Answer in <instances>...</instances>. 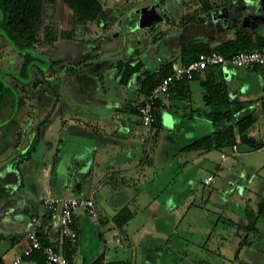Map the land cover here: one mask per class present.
<instances>
[{"label":"rangeland","instance_id":"obj_1","mask_svg":"<svg viewBox=\"0 0 264 264\" xmlns=\"http://www.w3.org/2000/svg\"><path fill=\"white\" fill-rule=\"evenodd\" d=\"M100 1L104 16L94 20L81 19L79 12L69 7L64 0L45 1L41 25L33 48L18 44L10 46L0 36V80L11 86L13 94L17 91L21 99L19 110L15 112L18 105L14 107L13 116H10L13 105L10 93L6 94L4 103L0 105V125L5 123L3 128L0 127V172L4 176L9 175V170L12 169H9L10 163L27 148L37 123L48 114V140L69 136L70 130L66 126L70 122L82 120L86 125L91 123L90 120L93 118L86 112L90 108L88 104H81L82 111L78 108V112L70 110L74 104L80 105L73 94L99 93L101 98L99 104H109V100L117 99L119 103L116 104L114 117L128 125L132 124L137 132L136 140L144 146L140 159L143 177L135 182L138 190L137 206L147 208L156 201L161 208L165 209V206L175 208L176 212L180 213L179 218L185 216L183 220L185 232L182 233L184 243L182 242L181 248L173 241L174 236H178L176 230L171 232L173 228H169L167 233L163 234L168 241L163 243L158 241L159 238L157 240L154 238L151 242L144 241L142 246L138 244L131 248L132 255L136 253L139 256L138 263L142 262L141 264L149 262L183 264L187 259L190 261L186 262L187 264H193L191 263L193 260H196L197 264H202V259L209 263L215 252L211 254L207 248H203L205 242H197L193 234L195 230L193 220L194 218L201 220L199 223L204 227L206 236H210L214 240L212 243L217 244L214 231L211 233L212 222L217 220L218 214L230 212L226 207L215 208L214 203H228L236 208L233 209L235 215L232 218L238 225L231 228L228 223L226 230H237V238L241 239L239 244H245L242 237L246 229L244 220L246 212L258 214L264 201V147L256 149L249 144L239 143V151L233 155L230 146L207 149L200 154L194 152L175 154L174 146L178 140L181 142V138L169 140L168 133L183 125L184 120H190L192 112L199 108L198 104L196 109L190 105L188 98H180L188 106L184 110L179 108L181 110L179 114L169 113L164 107H160L159 124L151 127L141 122L137 108L145 97L141 91L142 80L148 75H157L167 62L180 61L183 46L192 41H199L208 42L210 47H215L235 36V28L242 27V20L246 18V14L241 15L242 1L207 0L211 6L209 9H205L204 0ZM250 10L260 13L259 16L263 19L264 6L261 8L256 5L250 7ZM2 29L0 27L1 32ZM260 31L264 34L263 27ZM27 51L34 57L30 63L35 64V67H28L26 74L23 75L20 71L25 57L18 53ZM138 63L140 70L127 82L123 81L122 76L127 64ZM37 67L46 71L45 74L51 82L44 81ZM203 78L204 75L198 74L191 79V100H204L205 88L201 84ZM57 92L62 94L65 92L66 95L61 94L62 96L58 98ZM171 98L168 101H171ZM261 127L260 136L264 132V126ZM207 133L208 131L198 128V131L195 134L191 132L187 139L193 141L200 137L198 135L203 136ZM182 139L185 140L184 137ZM56 145L57 148L60 147L59 141ZM221 150L229 155L226 160L220 158ZM55 151L49 153L50 157L56 154ZM39 156L37 154L35 162L30 164L32 171L26 169L27 197L39 191L42 200L57 193L65 195L84 193V186L81 190L77 188L79 192H73L77 180L65 172L64 168L68 155L61 156L55 163L58 167L50 166L49 170L48 167L44 169L36 165ZM228 164L235 165L230 170L225 167ZM245 167H248L247 173L244 172ZM209 172L216 174V178L211 184H205L204 178ZM51 173L53 176H50ZM232 174L236 176L231 177ZM66 180L70 184L62 192L60 185ZM86 181L87 179L84 184ZM3 182L4 186L16 184V172ZM226 187L228 188L224 190ZM17 201L18 199L10 198L4 202L10 205ZM99 204L102 205L100 202ZM127 207L132 211L130 206ZM96 208L99 219L100 215H105V210L101 211L100 206ZM4 212L8 214L11 209ZM21 213L22 218L25 214L28 215L27 210H22ZM88 215L86 213L85 216ZM2 218L1 214L0 220ZM259 218L262 231L255 235V248H250L247 254L244 253L242 256L241 253L235 256L237 249L228 251L227 256L219 257L215 254L220 259L215 261V264H262L264 215H260ZM82 219L86 221L87 218L81 217L78 224L81 232L80 246H83L81 239L86 228L93 237L97 236L100 229L99 225L90 221L91 219H87V224ZM112 232L106 231V237L109 246L113 248L115 239ZM234 234L235 232L232 235ZM252 235L251 233L248 239L253 238ZM10 238L15 241L17 236ZM166 245L178 249L175 256H171ZM155 253H158V256ZM122 264L128 263L124 261Z\"/></svg>","mask_w":264,"mask_h":264},{"label":"crops","instance_id":"obj_2","mask_svg":"<svg viewBox=\"0 0 264 264\" xmlns=\"http://www.w3.org/2000/svg\"><path fill=\"white\" fill-rule=\"evenodd\" d=\"M238 1H242L241 15L246 14V18L242 20V27H236L235 30L239 29L241 31H247L250 33H261V28H264V15L262 19L259 16L260 13L251 12L250 7L252 8L257 5L262 8L264 6V0ZM45 72L41 75L44 78V81L49 83L51 82V79L46 76ZM198 74L201 76L204 75L203 71ZM215 76L225 79L229 93V99L240 102L245 107L246 112H250L256 117V121L250 128V136L258 140L261 137V126H264V71L259 68L249 69L237 67L232 64H225L216 67ZM189 87L191 90V81ZM57 93L58 98L62 95H66L65 92L64 94H62V92ZM11 96L13 99V105L11 107L10 116H13L20 107H17V109L15 108V112L12 115L16 105L15 100L18 99L19 94L16 91L14 94H11ZM73 97L76 98V102H79L80 105L75 102L76 104L71 106L70 110L78 112L79 109L82 111V107H80L82 106L81 104H88V107L90 108L86 112H88L89 116L93 118L90 120L91 123L86 125L85 121L82 120H79L78 122H70V124L66 126V128L68 127L70 130L69 136H64L62 139L54 138L51 140H48L49 119L44 124H42L40 138L35 149L32 151L28 159L19 163V169L23 175V185L17 189V191H13L15 184L12 183L6 186L3 184L4 180L12 177L13 173L15 174V169L13 166L15 159L10 163L9 169H12L9 170V175L4 176L3 173L0 172V184L9 191H12L9 195L4 193L0 194V215L2 214L3 217L0 220V264L11 263L14 257L22 250V248L28 244L27 232L30 228V217L35 213H39L42 209L43 200L40 198V191L39 193H34V195L31 197H27L26 191L28 184L26 169L28 168V171H32V166L30 164L35 162L37 154L40 156L36 165L39 166V168L44 169H47L48 167V170L50 166L58 167L55 164L58 159L61 156L68 155V159L66 160L67 163L64 168H66L65 172L70 173L72 177L77 180L76 184L73 186V192H79V190H81V188L84 186V193L79 195L91 196L94 199L96 206H100L101 211L102 209L105 210V215H103L104 217L100 215L99 219L97 217L96 220H94V218H90L91 216L89 215L86 217L85 215L88 212L85 209H78L75 211L74 215L75 225L78 231V242L71 250L68 248L66 240L60 233L58 217L54 216L45 221L42 228L44 238L48 242H51L57 247L61 248L63 251L67 253L69 252L72 264H91L100 256L105 258L106 264H122L124 261H126L128 264L129 262L133 264H141L142 262L138 263L139 256H137L136 253L134 256L132 255L131 248L136 247L138 244L142 246L144 241L151 242V240L154 238L155 240L159 238L158 241L165 243L168 240L163 234L167 233L169 228H173L171 229V232L176 230V235L178 236H174L175 239H173V241L177 243L179 248H181L183 246L182 233L185 232V222H183L185 216L182 219L179 218L180 213L176 212L175 208L168 206L167 208L165 206V209L161 208L159 203L156 201H153L151 205L147 206L149 209H147L145 206H137L136 204V194H138V190L135 182L137 179L143 177V172L140 170L142 169V167H140V159L142 157L144 146H142L141 142L136 140L137 137L135 134H137V132L135 131L136 129L132 124L128 125L124 122L118 121L114 117L115 108H117L116 104L119 103V101H117V99L109 100L110 106L109 104H99L101 99L99 93L89 94L78 92L73 94ZM188 99L190 101V105H192L193 108H199L192 112L190 120H184L183 125L176 127V129H173L168 133L169 140H178V137L181 138L182 144L181 142L179 143L180 140H178L174 146V152H176L175 154L186 152L200 154L201 151H204V149L185 150L181 149V146L184 148V146L192 142L191 140L187 139V136L191 134V132L195 134L198 131V128L204 131L206 130L208 133L213 130L212 123L207 116V111L209 108L205 101L191 100L190 95ZM19 100L21 102L20 97ZM167 103L169 104H165L164 109L169 113L179 114L181 113L179 108L184 110V108L188 106V104L180 100V98L176 96L175 93H172L171 101H168ZM110 107L114 108L112 109ZM123 119L125 120L126 118L123 117ZM4 124L0 125V127L3 128ZM183 137L185 140L182 139ZM57 141H59L60 144V147L58 148L56 145ZM28 146L29 144L27 147ZM52 150H56V154L50 157L49 153ZM223 152L225 151L221 150L220 158L222 160H226L229 155L227 158L223 159L221 157ZM185 160L186 159H184V161ZM234 165L228 164L225 167L231 170L233 169ZM247 171H249L248 167H245L244 172L247 173ZM31 175H33L32 172ZM50 176H53V174L51 173ZM234 176L236 175L232 174L231 177ZM85 179H87V181L84 184ZM13 180L14 178H12L11 181ZM69 184L70 183L66 180L65 183L60 185V191L63 192L65 187H67ZM78 187L80 188L79 190L77 189ZM227 188L228 187L224 188V190ZM56 195L65 194L57 193ZM10 198L18 199V201L10 205L5 204L4 201ZM99 202L102 203V205H100ZM127 206H130L132 211L129 210ZM123 207H127V209L131 212V215L120 225L114 219V216ZM214 207L217 209L226 207L230 212L227 214L225 213L224 215L217 213V220L212 222L213 228L211 233L214 231L217 244H213L212 241L214 240L210 238V236H206L204 231L205 229H203L204 227H201L199 223L201 220L197 218H194L193 220L195 221V230H193V234L195 235L197 242H205L207 245H203V248H207L211 254L215 252L214 256H212L214 258L211 259L209 263H206L204 259H202V264H215V261L220 260L215 256V254H218L219 257L227 256L228 251L231 252L234 249H237L235 256L239 255L240 253L241 256L244 255V253L247 254L250 248H255V235H259V233L262 231V225H260L261 220L259 216L264 215V212L255 215L253 212L247 211L246 218H244L246 221V229L244 230L245 234L242 237L245 239V244L240 245L239 242L241 239L238 240L237 238V230H226L228 229L226 228L228 223H230L229 226L231 228L233 226L237 227L238 225L237 223L235 224L234 219L232 218L233 215H235L233 209L236 210V208L228 205V203H214ZM6 209H11V212L6 214L4 212ZM17 209H20L21 211L16 212ZM22 210H27L28 214L27 216L26 214L25 216L23 215V218L20 216ZM207 214H209V211ZM81 217L91 219L90 221H93V224L95 223L100 227L97 236L94 237L92 236L90 230L86 228L85 234L81 239L83 246H80L81 232L79 230L80 226L78 225ZM87 219L86 221L85 219L82 220H84L86 223L88 221ZM199 226L200 228H197ZM164 228L166 229L164 230ZM106 231H113L112 235L115 239V246L113 248L109 246V240L106 237ZM234 232L235 234L233 236L232 234ZM251 233L253 234L252 236L254 240H251L253 239L252 237L248 239ZM15 236H17L15 241L14 239L10 238H14ZM187 240L189 242V239ZM166 247L170 250L171 256L176 255L178 249L167 245ZM155 255L158 256V253H155ZM43 257L44 256L41 252L36 255L32 254L30 256H25L19 264H41ZM187 260V263L190 262ZM181 261L183 262V259ZM152 263L153 262H149V264ZM191 263L197 264V261L193 260ZM262 264H264V261Z\"/></svg>","mask_w":264,"mask_h":264},{"label":"trees","instance_id":"obj_3","mask_svg":"<svg viewBox=\"0 0 264 264\" xmlns=\"http://www.w3.org/2000/svg\"><path fill=\"white\" fill-rule=\"evenodd\" d=\"M45 1L53 0H0V36L10 45L15 44L26 46L28 48L35 47L37 32L41 25L43 4ZM70 7L77 10L83 20H94L102 18V4L100 0H64ZM205 9L211 6L207 0L203 1ZM217 49L224 54H230L237 50H251L264 48V34L250 33L247 31L235 30V36L228 38L224 42L215 47H210L208 42L192 41L181 49V62L187 63L195 59L200 52L210 49ZM25 57L20 74H26L28 67H35V64L30 63L34 57L27 51L18 53ZM175 60L167 62L158 72L157 75H148L141 82V91L146 96L151 89L159 82V80L171 71V63ZM52 64V62H51ZM225 64L208 65L204 70V78L201 84L205 88L204 101L208 106L207 116L210 119L213 130L206 135L200 136L193 140L188 145L184 146L185 150H199L211 148H224L232 146L234 143H246L253 148L260 147L259 141L250 136V128L256 121V117L252 113L246 112L245 107L240 103L229 99V93L225 79L216 77V67ZM41 74L44 71L37 67ZM140 70V64H127L122 80L128 81L130 77ZM198 73H194L191 78H183L172 87V93H175L179 98H188L190 95V81ZM4 80H0V105L4 102L7 93H11V86L5 85ZM26 84V83H23ZM21 104L19 97L16 101L17 107ZM155 110V121L153 125L159 124V108L160 103L157 101ZM16 107V109H17ZM49 118V114L37 123L35 133L29 146L14 160L13 166L17 174V182L13 191H16L23 185V175L19 169V163L28 159L35 149L40 138V130ZM12 191L2 187L0 184V193L9 195ZM264 212V201L261 204L259 213ZM131 215L127 207L120 209L114 216V219L120 225L126 221ZM51 218L50 215L45 216V221ZM41 240L44 243L48 242L41 232ZM68 245V244H67ZM39 252L33 253V255ZM66 254L70 257L69 252ZM102 257H98L91 264H101ZM42 260V259H41ZM44 260V257H43ZM43 264V261L41 262Z\"/></svg>","mask_w":264,"mask_h":264},{"label":"built area","instance_id":"obj_4","mask_svg":"<svg viewBox=\"0 0 264 264\" xmlns=\"http://www.w3.org/2000/svg\"><path fill=\"white\" fill-rule=\"evenodd\" d=\"M232 64L241 68H259L264 71V48L251 50H237L230 54H224L217 49L203 51L198 56L187 63L173 61L171 71L164 75L159 82L144 97L138 106V113L141 122L151 127L155 121V102L160 106L172 97V87L183 78H191L195 72H202L208 65ZM260 147H264V133L258 139ZM232 155L238 153V144L232 146ZM258 148V149H259ZM228 154L223 152L221 157L227 158ZM215 174L209 173L204 178L205 184L214 181ZM79 208L85 209L90 216L97 219L96 203L88 195H55L42 201V209L30 217V228L27 232L28 244L14 257L11 263L19 264L25 256H30L35 252H41L44 256L43 264H72L70 257L61 248L53 243H44L41 240V232L45 223V216L58 217L60 233L66 240L68 248L71 250L78 242V231L75 225V211ZM101 264H106L105 258L101 259Z\"/></svg>","mask_w":264,"mask_h":264},{"label":"flooded vegetation","instance_id":"obj_5","mask_svg":"<svg viewBox=\"0 0 264 264\" xmlns=\"http://www.w3.org/2000/svg\"><path fill=\"white\" fill-rule=\"evenodd\" d=\"M68 4V3H67ZM69 6V5H68ZM70 7V6H69ZM72 8V7H71ZM73 9V8H72ZM75 10V9H74ZM102 10V12L104 13V11H103V8L101 9Z\"/></svg>","mask_w":264,"mask_h":264}]
</instances>
